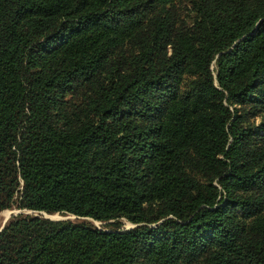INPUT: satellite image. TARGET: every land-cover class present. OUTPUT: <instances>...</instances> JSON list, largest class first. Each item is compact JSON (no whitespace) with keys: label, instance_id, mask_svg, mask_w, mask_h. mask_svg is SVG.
<instances>
[{"label":"trees","instance_id":"obj_1","mask_svg":"<svg viewBox=\"0 0 264 264\" xmlns=\"http://www.w3.org/2000/svg\"><path fill=\"white\" fill-rule=\"evenodd\" d=\"M190 1L0 0V211L81 218L0 264H264V0Z\"/></svg>","mask_w":264,"mask_h":264},{"label":"rangeland","instance_id":"obj_2","mask_svg":"<svg viewBox=\"0 0 264 264\" xmlns=\"http://www.w3.org/2000/svg\"><path fill=\"white\" fill-rule=\"evenodd\" d=\"M175 5L177 8V13L179 20L182 23H187L191 19L192 9H191V1L190 0H175ZM252 97L249 95L248 98L244 101H237L234 103V106L240 111V110H249L251 108L252 104H255L254 101H251ZM246 122L251 123L255 126L261 125V123L264 122V110H259L255 109L254 111L249 110V113L247 114L246 117ZM17 207H12V208H7L9 210L8 212L4 213V210L0 211V226L4 223L5 219L8 217V215H12L14 213H18L21 211L29 212V213H42L43 216L47 217V215L53 216L57 219H63V218H71V219H78L80 220L81 218L76 217L75 215L72 214H62L59 212L56 213H48L45 214L44 212H37V211H32V210H22ZM50 218V217H49ZM87 220V219H86ZM121 227H130L133 225L132 222L127 220L126 218H121ZM93 223L97 226L105 225L103 221H97L93 220Z\"/></svg>","mask_w":264,"mask_h":264},{"label":"water","instance_id":"obj_3","mask_svg":"<svg viewBox=\"0 0 264 264\" xmlns=\"http://www.w3.org/2000/svg\"><path fill=\"white\" fill-rule=\"evenodd\" d=\"M19 210V209H18ZM42 212H44L45 214H48L46 211H42ZM10 216V214L8 215V217ZM8 217L5 219V221H4V223L0 226V230L3 228V226L5 225V223H6V221H7V219H8ZM47 217H50V218H52V219H57V218H55V217H53V216H50V215H47Z\"/></svg>","mask_w":264,"mask_h":264}]
</instances>
